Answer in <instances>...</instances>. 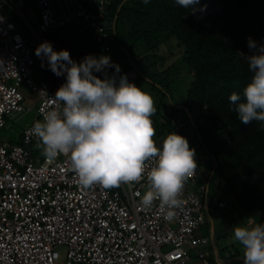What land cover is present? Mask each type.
<instances>
[{
  "label": "built area",
  "instance_id": "2783aa9c",
  "mask_svg": "<svg viewBox=\"0 0 264 264\" xmlns=\"http://www.w3.org/2000/svg\"><path fill=\"white\" fill-rule=\"evenodd\" d=\"M29 5L37 8L36 29L22 12ZM109 5L110 0H0V131L9 130L16 117L35 111L42 122L48 110L62 109L53 99L66 73L56 76L47 58L40 57L50 79L35 78L36 48L47 41L54 51L62 50L48 35L72 26L79 37L91 35L105 54L112 53L114 26L104 18ZM5 8L11 14L5 15ZM14 14L23 20L25 33ZM125 75L135 82L140 74L132 69ZM34 124L21 132L19 144L0 139V264H210L211 239L198 235L208 223L209 185L192 188L198 166L185 183L182 209L169 221L158 201L151 209L141 206L137 193L146 191V174L119 188L84 189L66 156L38 162L37 138L29 131ZM173 131L187 138L179 117L173 119ZM165 246L172 248L165 252Z\"/></svg>",
  "mask_w": 264,
  "mask_h": 264
},
{
  "label": "trees",
  "instance_id": "16d2710c",
  "mask_svg": "<svg viewBox=\"0 0 264 264\" xmlns=\"http://www.w3.org/2000/svg\"><path fill=\"white\" fill-rule=\"evenodd\" d=\"M192 8L180 7L175 0H148L147 4L144 0H110L106 23L113 27L117 16L111 54H105L91 35L79 37L72 26L57 30L50 37L77 63L87 55L99 58L111 56L114 47L119 50L126 66L119 74L113 69L93 73L102 80L106 75H116L118 81L119 76L136 69L138 80L130 83L138 87L146 79L154 90L165 94L172 83L171 69L175 67L179 73L187 70L192 79L186 99L181 107L174 104L166 119L160 110L155 112L151 117L153 139H164L173 132V119L180 117L186 134L194 133L193 140L207 152L214 175L223 170L220 156L226 158V166L238 171V209L264 212V122L242 124L237 114L230 111L229 99L233 93L242 97L250 82L252 73L238 53H249V38L258 44L264 42V0H200ZM168 42L175 43L180 56L170 52L178 61L158 72V63L164 61L158 52ZM46 78L50 79L48 73ZM16 138L19 144L21 134ZM210 192L208 186V195Z\"/></svg>",
  "mask_w": 264,
  "mask_h": 264
},
{
  "label": "clouds",
  "instance_id": "9594fccd",
  "mask_svg": "<svg viewBox=\"0 0 264 264\" xmlns=\"http://www.w3.org/2000/svg\"><path fill=\"white\" fill-rule=\"evenodd\" d=\"M175 2L192 8L200 0ZM247 46L249 53L238 55L248 64L250 82L242 97L233 93L229 98L230 111L244 125L264 122V42L258 44L249 38ZM35 55L46 57L56 76L66 73V83L53 99L62 109L48 110L43 121L35 122L29 130L37 138L36 147L43 157L54 160L66 156L84 189L94 185L119 188L141 181L146 174V191L137 193L141 206L151 209L158 201L164 218L171 221L185 203L181 199L185 183L198 166L195 149L187 138L173 131L161 147L157 146L151 120L156 112L152 96L130 83L126 75L117 81L116 75H106L102 80L93 74L109 67L120 73L110 56L87 55L77 63L67 50L54 51L47 41L36 48ZM233 232L234 240L243 248L244 264H264V223L249 220L244 226H235Z\"/></svg>",
  "mask_w": 264,
  "mask_h": 264
},
{
  "label": "rangeland",
  "instance_id": "374dc122",
  "mask_svg": "<svg viewBox=\"0 0 264 264\" xmlns=\"http://www.w3.org/2000/svg\"><path fill=\"white\" fill-rule=\"evenodd\" d=\"M56 1L60 3V0ZM22 12L30 20L32 26L36 29L39 21V15L36 6L29 5L25 8L22 7ZM3 13L5 15H8L11 14V11L5 8L3 10ZM13 16L16 20L15 22L18 25L19 30L22 33H25L23 20L16 14H14ZM48 37L51 39L50 35H48ZM180 51L181 50H179V48L175 46V43L168 42L167 45H163L158 53L159 56L164 59V61H160L158 63L156 71L164 72V70L171 67L174 62L178 61V59L171 57L170 52L176 53L178 57L180 56ZM110 58L114 64L119 65L120 70H123L127 64L125 58H123L119 50H117L115 47L113 48V54L110 56ZM36 60H38V62L36 64L35 78L36 80H39L42 74L47 75L48 72L46 64L43 62V60L40 57H37ZM112 69L115 70V68L112 67L106 68L105 70ZM169 76L172 83L169 85L168 93L165 94L154 90L150 82L146 79L141 80L138 84V87H140L142 91H145L152 96L156 112L160 110L164 119L170 116L174 104H177V106L181 107L180 104H182L186 99L187 85L192 79V76L188 74L187 70H182L179 73L177 70H175V67L171 69ZM21 91L26 97L32 95L31 92L25 87H23ZM29 102H31V100H29ZM181 117H184L183 113H181ZM37 121L41 120L38 119L35 111L26 116L16 117L15 123L11 125V128L9 130L4 129L0 131V139L8 143L16 144V136L21 134V132L29 125ZM193 139L194 133H188L187 140L190 147L195 149L197 165L201 170V174L196 180V185L192 188L197 189L201 184H209L211 190L210 195H208V203L210 202L209 214L207 215L209 224L207 223V225L199 229L198 235L208 236L211 238V220H214L215 240L218 251L220 253L219 256L223 260L228 261L226 264H244L243 248L237 241L234 240L233 229L235 226H244L249 220H252L257 224L264 223V212L256 211L249 213L241 212L238 209L235 201L236 195L239 193L241 188V177L235 176L238 171L233 167L226 166V158L224 156H220L219 162L223 166V170L217 175H214L213 163L210 160L207 152L201 146L200 142L194 141ZM162 140V137L155 138L156 144H160ZM36 151L39 152L38 162H40L43 158V155L41 154L40 149H37ZM220 201H223V203H225V208H221L219 206ZM171 248V246H165L163 248V251L167 252L171 250ZM59 250L61 252H64V248H59ZM192 255L193 258H196L195 252H193ZM207 260L210 264H219L215 258V252L212 244L208 248Z\"/></svg>",
  "mask_w": 264,
  "mask_h": 264
},
{
  "label": "water",
  "instance_id": "95a60500",
  "mask_svg": "<svg viewBox=\"0 0 264 264\" xmlns=\"http://www.w3.org/2000/svg\"><path fill=\"white\" fill-rule=\"evenodd\" d=\"M117 20V16L115 18V22ZM115 22H114V26H115ZM129 56V54H128ZM130 57V56H129ZM217 166V164H216ZM207 214H209V204L207 203ZM211 223H212V229H211V241H212V245H213V248L215 250V255H216V258L219 257V251H218V248H217V245H216V240H215V227H214V220H211ZM217 262L219 264H226L228 261H219L217 260Z\"/></svg>",
  "mask_w": 264,
  "mask_h": 264
},
{
  "label": "crops",
  "instance_id": "0c3cea01",
  "mask_svg": "<svg viewBox=\"0 0 264 264\" xmlns=\"http://www.w3.org/2000/svg\"><path fill=\"white\" fill-rule=\"evenodd\" d=\"M211 239V238H210ZM211 243H212V241H211ZM213 246V245H212ZM214 252H215V250H214ZM220 254V253H219ZM215 258H216V255H215ZM216 260H219V261H225V260H223L220 256L218 257V258H216ZM238 260V259H237Z\"/></svg>",
  "mask_w": 264,
  "mask_h": 264
},
{
  "label": "flooded vegetation",
  "instance_id": "af4514ba",
  "mask_svg": "<svg viewBox=\"0 0 264 264\" xmlns=\"http://www.w3.org/2000/svg\"><path fill=\"white\" fill-rule=\"evenodd\" d=\"M200 174H201V170L199 171V175H200ZM199 175H198V176H199ZM207 185H209V184H207Z\"/></svg>",
  "mask_w": 264,
  "mask_h": 264
}]
</instances>
